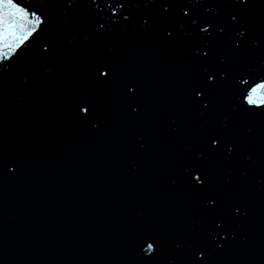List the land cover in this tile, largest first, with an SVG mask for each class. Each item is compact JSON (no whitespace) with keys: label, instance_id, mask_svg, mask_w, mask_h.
Returning a JSON list of instances; mask_svg holds the SVG:
<instances>
[{"label":"snow or ice","instance_id":"obj_1","mask_svg":"<svg viewBox=\"0 0 264 264\" xmlns=\"http://www.w3.org/2000/svg\"><path fill=\"white\" fill-rule=\"evenodd\" d=\"M40 4L48 6L47 0H40ZM254 4L255 0H142L143 7L150 9L149 14L141 17L145 28L153 24L162 26L161 35L165 41L175 39L176 24L184 29L185 46L198 69L186 89L185 103L189 111L202 116L213 113L218 89L229 75L230 57L243 60L247 53L264 49V35H255L256 27L249 21L248 14ZM209 5L214 6L215 15ZM224 5L231 10L222 15ZM52 6L59 9L65 23L77 24L86 16L85 26L100 34L112 31L122 22L127 23L141 4L136 0H57ZM103 15L107 16V21L102 19ZM47 18L39 8L30 10L17 0H0V71L19 58L20 51L42 30ZM82 38L87 41L89 34ZM42 51L49 54V45H43ZM90 71L97 83L112 84L121 90L122 100L132 114L140 112L139 84L131 79H118L112 59L94 58ZM241 82L247 83V80ZM243 99L250 109L264 108V79L247 90ZM95 113L92 99L76 104L77 119L82 123L93 122ZM96 126L93 123V127ZM247 132L251 135L252 129ZM197 144L195 151L189 153V162L182 168V182L184 190L198 200L201 220L190 236L173 241L179 264H213V258L224 254L229 241L236 239L230 220H239L248 214L243 203L230 202V197L215 182L216 170L210 167L212 161L223 164L235 161L238 156L249 166L255 164L253 154L245 150L246 145L234 133L233 126L225 119L220 128L202 127L197 132ZM139 147L143 148L144 144ZM11 163L0 155V174L14 173L17 169L10 168ZM224 173L223 184L231 185V170ZM242 174L247 175V171ZM256 182L264 188V173L257 176ZM164 250L160 231H145L136 245L135 264H160ZM168 264H177V259L170 258Z\"/></svg>","mask_w":264,"mask_h":264},{"label":"water","instance_id":"obj_2","mask_svg":"<svg viewBox=\"0 0 264 264\" xmlns=\"http://www.w3.org/2000/svg\"><path fill=\"white\" fill-rule=\"evenodd\" d=\"M248 16L256 27L254 34L264 35V0H255ZM262 60L264 49L247 53L243 60L230 57L229 75L218 89L213 113L202 116L184 106L150 163L101 264H135L139 236L153 229L160 231L164 243L160 264H168L173 257L179 264L173 241L190 236L201 220L198 200L184 190L182 168L198 147V130L220 128L225 119L245 143V150L253 154L255 164L249 166L242 156L233 162L210 163L216 170L215 182L230 202L243 203L248 210L247 216L230 220L236 239L229 241L224 254L213 258V264H264V188L256 182L264 173V108L250 109L243 99L247 90L264 79L259 72L264 71ZM226 170L232 172L231 185L223 184ZM245 171L247 175L242 174Z\"/></svg>","mask_w":264,"mask_h":264}]
</instances>
